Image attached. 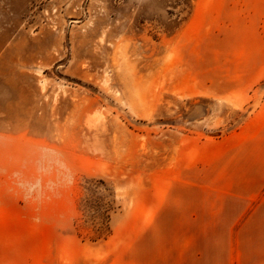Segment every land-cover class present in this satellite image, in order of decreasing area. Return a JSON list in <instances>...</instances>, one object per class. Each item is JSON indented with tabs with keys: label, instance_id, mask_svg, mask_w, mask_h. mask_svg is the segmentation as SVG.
Here are the masks:
<instances>
[{
	"label": "rangeland",
	"instance_id": "rangeland-1",
	"mask_svg": "<svg viewBox=\"0 0 264 264\" xmlns=\"http://www.w3.org/2000/svg\"><path fill=\"white\" fill-rule=\"evenodd\" d=\"M0 264H264V0H0Z\"/></svg>",
	"mask_w": 264,
	"mask_h": 264
}]
</instances>
